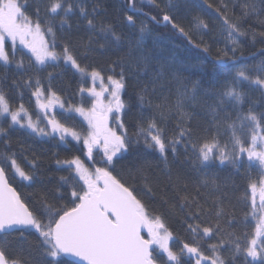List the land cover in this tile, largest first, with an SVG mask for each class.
<instances>
[{"label":"snow or ice","instance_id":"6c2138e0","mask_svg":"<svg viewBox=\"0 0 264 264\" xmlns=\"http://www.w3.org/2000/svg\"><path fill=\"white\" fill-rule=\"evenodd\" d=\"M149 2L160 7L155 0ZM129 3L133 12L139 11L135 7L136 0H129ZM242 8L241 17L264 14V0H259L258 4L245 0ZM28 11V0H0V67L5 72L14 66L22 73H32L23 81V86L31 90L39 113L34 120L22 103L12 108L9 98L0 90V121L7 123L9 129L19 126L39 136L55 138L58 134L59 140L65 143L70 137L82 144L91 163H86L79 155L57 159V165L69 176L61 177L51 194H41L38 204L30 206L31 202L21 199L10 179L35 183L39 180L37 165L32 162L30 169L25 170L11 149L7 130L0 123V137L6 147V151H0V264H28L24 256L10 251L8 238L16 235L18 242L25 244L28 242L26 234L33 231L38 234L45 264H237L238 257L239 264H264V112L249 108L232 120L225 108V105L238 107L244 103L242 85L245 82L256 85L264 93V66L253 71L232 64L234 74L225 78L221 90L215 93L216 103L209 106L215 134L202 136L193 129L191 116L185 111L186 101L195 100V87L191 95L187 89L180 92L174 103L164 98L154 104L150 96L155 93L162 73L154 76L137 94L141 116L135 125L136 131L130 136L125 117L131 116V103L124 99L129 73L123 59L111 62L107 74L103 69L82 66L68 43L57 50L53 22L58 21L61 30L66 26L70 29L69 20L78 13L87 21L96 42L103 41L101 47L122 49L124 40L121 35L111 24L94 23L97 9H92L90 18L83 0H45L43 26L40 8L34 9L35 19ZM217 12L233 44L231 49L222 52L218 62L228 65L231 58H224L229 52L235 56L238 37L244 32L240 25L229 21L227 3L222 2ZM150 19L157 24L164 22L165 26L170 25L191 39L185 28L167 11L160 19L156 16ZM125 22L132 27L136 25L133 15H127ZM193 27L205 32L209 24L197 17ZM145 31V26L141 25V41ZM91 44L90 40L89 51L92 50ZM204 50L208 51L207 47ZM125 55L127 67L137 69L131 73L133 78H138L140 70L148 71L145 58L140 54V42L135 48L129 42ZM61 64L74 68L82 85H88L78 89L81 102L67 108L66 102L51 89L52 73L48 72L47 88L33 73V69L38 73L58 68ZM116 68L120 71L117 72ZM13 83L16 87L21 86ZM85 101L90 106L86 107ZM57 107L64 111L57 113ZM145 109L158 116L145 118ZM221 112L225 113L223 124L229 134L223 143L220 139ZM72 114L86 122L83 133L74 124L67 123L74 118ZM173 114L176 128L169 134L165 121ZM58 115L62 119H58ZM42 122H46L44 127L40 126ZM134 144H143L145 149L158 152L166 166L169 153L177 157L178 145L183 147L186 158L190 153L196 166L201 168L218 160L220 164L229 163L239 171L246 158L248 168H256L255 176L251 172L246 174L247 184L242 196L248 208L246 218L250 216L255 221L251 231L247 230V223L243 231H225L221 222L229 214L219 202L213 201L206 207L198 196H190L186 184H177L170 190L180 201L181 210L185 211L184 227L191 242H183L178 251L174 250V242H179V237L174 236L163 214L152 209L135 187L113 174L114 162L119 163ZM94 153L100 154L99 161ZM142 191L145 195H154L147 183ZM164 203L167 205L168 201L165 199ZM229 225L235 227L231 221ZM221 250L229 251L231 259H225ZM69 256L76 259L71 262L62 259Z\"/></svg>","mask_w":264,"mask_h":264},{"label":"trees","instance_id":"16d2710c","mask_svg":"<svg viewBox=\"0 0 264 264\" xmlns=\"http://www.w3.org/2000/svg\"><path fill=\"white\" fill-rule=\"evenodd\" d=\"M197 1L200 2L206 12L216 13L221 21L222 17H220L217 9L222 2L228 4V19L230 22L240 25L241 31L244 32V36H242L244 52L240 53L242 56L238 60H243L241 57H244L246 59L244 61L250 64L264 56V14L241 17L245 0ZM247 2L258 4L259 0H247ZM28 3V14L32 15L34 19V9L40 8V18L43 26V22L46 19L44 13L45 0H28ZM83 3L89 10L90 18L92 9H97L94 23H107L113 26L117 34L121 35L124 40V47L120 50L109 46L101 47L100 45L103 44V41L96 42V37L89 30L87 21L77 13L69 20L70 29L66 26L61 30L59 22H53L54 31L57 33V50L59 51V46L68 43L82 66L97 70L103 69L106 74L111 62L123 59L126 65L125 70L129 73L128 86L126 88L127 95L124 99L130 100L131 103V116L125 117L130 136L136 131L135 125L141 116L137 94L142 85L149 84L154 76L161 73L160 80L155 86V93L150 96L153 103H159L164 98H167L169 103H174L180 92L187 89L189 95H191L195 87V100H188L185 104V111L191 116L190 123L193 129L201 136L206 133L215 134L212 124L213 117L210 114L209 106L216 103L215 93L221 90V84L225 78H230L234 74L230 71L231 64L227 66L219 65L217 63V60H219L218 53L208 49L209 44L207 45L206 41H204L205 44L201 43L199 39L193 38L189 33L191 39L189 40L188 38L186 40L177 29H173L170 25L162 26L152 22L150 17L156 16L157 19H160L165 11L175 20V16L171 14L169 9L156 1L155 3L160 5V7H156L149 0H136L135 7L139 11L144 12L143 14L141 12H133L129 0H83ZM209 4L212 5L211 8L208 7ZM136 14L141 15L148 22L153 29V33L158 37L149 38L148 42L150 44L146 43L143 47L145 51L140 52L145 58L148 71L140 70L137 73L138 78H133L131 73L137 72V69L135 67H127L128 58L125 54L128 51L131 32L125 22V17L127 15L135 17L137 16ZM218 21L217 19V24L219 23ZM205 32L201 35L203 38L206 37ZM90 40L92 41L91 51L88 50ZM189 41L193 42L195 46L199 45L197 47L203 50L207 47L208 51L195 49L189 44ZM27 64L28 58L25 56V65L27 66ZM116 71L119 72L120 69L116 68ZM48 72L52 73L51 89L56 91L61 99L66 102L65 108L81 102V94L78 89L81 86L88 85H82L81 77L74 68L70 65L61 64L58 68H48L47 71L38 73L33 69V73L39 76L45 88L49 86ZM31 74L22 73L14 66H10L7 72L0 67V90L9 98L11 107L16 108L22 103L33 117V114L37 112L33 109L36 105L35 97L32 96L29 88L23 86V81ZM14 81L21 86L16 87L13 83ZM242 91L245 93V100L242 105L238 107L225 105L227 115L232 120L241 112H247L249 108L257 112H264V93H262L260 88L245 82L242 85ZM85 106H90L87 101H85ZM63 111L57 110V113ZM72 115L74 118L68 120L67 123L69 125L74 124L76 129L83 133L86 128L85 123L76 114ZM143 115L145 118L149 115L158 116L157 113H150L147 109L143 111ZM224 116L225 113L221 112L220 139L222 143L229 138V134L223 124ZM57 118L62 119L59 115ZM0 123L3 122L0 121ZM165 123L167 124V132L172 134L176 128L174 114ZM3 126L10 137L11 149L16 153L19 162L25 167V170L30 169L32 162L37 165L39 180L35 183L10 179V183L20 193L21 199L31 202L30 206L38 204L41 194H51V190L60 183L61 177L69 176L67 171L57 165V159L64 160L71 158L73 155H79L86 163H91L84 154L86 149H83L82 144L71 138H68V143H65L59 140L58 135L55 138L38 136L25 128H19V126L13 129H9L7 123H3ZM0 151H6L3 137H0ZM94 157L98 161L100 160L99 153H94ZM114 167V175L135 187L140 197L152 209L157 213L163 214L174 236L179 237V242H174V250L176 251L179 250L183 242H191V240L184 227L185 211L181 210L180 201L177 200L175 193L170 190L171 186L186 184L187 192L190 196H198L206 207L210 206L213 201L219 202L220 206L229 214L221 222L225 231H243L245 223L248 225L247 230L251 231L252 225L255 223L250 216L246 218L248 208L242 200L247 184L246 174L254 172L248 168L246 158L243 161V167L239 171L229 163L220 164L218 160L205 168H201L196 166V162L190 153L186 158L183 147L178 145L177 157L169 153L166 166L158 152L145 149L143 144H134L129 148V152L124 154V158L119 163L114 162ZM9 175L11 176V173ZM133 175H135V179H133ZM205 181H207V184H205ZM145 183L153 189L154 195L144 194L142 189H144ZM165 199L168 201L167 205L164 203ZM229 221L235 226L234 228L230 227ZM26 235L28 242L25 244H20L16 235L9 237L10 251L24 256L28 264H45V256L39 244L38 234L33 231ZM227 247L226 245L225 249ZM221 254L225 259H231L232 254L229 251L221 250ZM62 259L68 261L64 257ZM185 259L187 258L185 257ZM239 260L240 258L238 257L237 264H239Z\"/></svg>","mask_w":264,"mask_h":264},{"label":"rangeland","instance_id":"374dc122","mask_svg":"<svg viewBox=\"0 0 264 264\" xmlns=\"http://www.w3.org/2000/svg\"><path fill=\"white\" fill-rule=\"evenodd\" d=\"M155 1L158 4L169 9L171 14H173L175 16L176 22L180 26L184 27L185 30L193 38L199 39L200 42L204 43V44H205L204 41H206L207 45L209 44L208 49H210L212 51L214 50L216 53H218L217 54L218 59H220V56H221L223 51L231 49L233 47V44L231 43V39L227 36V33L225 31L224 26L222 25V21L219 18V16L216 13L213 14V13L208 12V11L206 12V10L201 6L200 2H198L197 0H170V5H169V0H155ZM141 14H143V13H141ZM136 15L137 16L134 17L136 20L135 27L128 25L130 32H131L129 42L132 43L133 48H135L137 42H140V52H144L145 51L143 48L144 45L146 43L150 44L148 42L149 41L148 39L151 37H158V36H156L153 33V29L151 28V26H149L148 22L145 19H143V17H141V15H138V14H136ZM197 17L205 20L209 24V29L205 32L206 33L205 38H203L201 36L203 32H201L200 30L195 29L193 27L194 20ZM217 19L219 20L218 24L216 23ZM141 25L145 26V28H146V31L143 34V40L142 41H141V34L139 32V28ZM242 36H244V35H242ZM242 36L238 37V43L235 46L236 47L235 56H233L232 53L229 52V56L225 57L224 59L231 58V60L234 61V60H238L240 58V56H242V55H240V53L242 51L244 52L243 45H242ZM182 37H184L183 34H182ZM8 43L10 44V41ZM23 51L26 52V50H23ZM241 58H243V60L234 61L235 65L246 66L248 69H253V70L259 68L260 66H264V56H261L260 58H258V60H255L253 63H250V64L248 62L244 61V60H246L244 57H241ZM230 71H232L234 73V69L232 68V66L230 67ZM33 109H35L37 111L33 114V118L36 119L37 115L39 113V109H38L37 105H35ZM57 110H62V109H59V107H57L56 111ZM80 119H82V118L80 117ZM45 123L46 122H43L40 126L44 127ZM84 123L86 125V122H84ZM25 129L28 130L29 132H31L30 129H27V128H25ZM33 134H35V133H33ZM35 135H37V134H35ZM56 135H58V134H56ZM251 170L254 171L252 173V175L255 176L256 175L255 174L256 168L254 167Z\"/></svg>","mask_w":264,"mask_h":264},{"label":"water","instance_id":"95a60500","mask_svg":"<svg viewBox=\"0 0 264 264\" xmlns=\"http://www.w3.org/2000/svg\"><path fill=\"white\" fill-rule=\"evenodd\" d=\"M136 12L144 13V12H142V11H136ZM159 24H160V25H165L164 22L159 23ZM183 38L186 39V40H188V38L185 37V36H184ZM189 44H190L192 47H194L195 49L199 50V51H204L203 49H201V48L195 46L194 43L191 42V41H189ZM218 61H219V60H217V63H218L219 65L227 66V65L220 64ZM232 62H234V61H232ZM229 63H231V62H229ZM64 258L67 259L68 261H74V260L76 259L75 257H70V256H69V257H64Z\"/></svg>","mask_w":264,"mask_h":264},{"label":"flooded vegetation","instance_id":"af4514ba","mask_svg":"<svg viewBox=\"0 0 264 264\" xmlns=\"http://www.w3.org/2000/svg\"><path fill=\"white\" fill-rule=\"evenodd\" d=\"M233 60H231L230 62H232ZM234 61H236V60H234Z\"/></svg>","mask_w":264,"mask_h":264},{"label":"bare ground","instance_id":"6f19581e","mask_svg":"<svg viewBox=\"0 0 264 264\" xmlns=\"http://www.w3.org/2000/svg\"><path fill=\"white\" fill-rule=\"evenodd\" d=\"M160 25V24H159ZM162 26H165V25H162Z\"/></svg>","mask_w":264,"mask_h":264}]
</instances>
